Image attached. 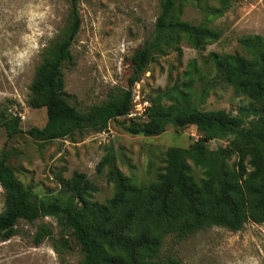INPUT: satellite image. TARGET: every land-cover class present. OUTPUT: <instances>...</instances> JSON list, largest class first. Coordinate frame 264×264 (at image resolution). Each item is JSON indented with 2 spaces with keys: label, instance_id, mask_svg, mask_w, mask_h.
Returning <instances> with one entry per match:
<instances>
[{
  "label": "trees",
  "instance_id": "obj_1",
  "mask_svg": "<svg viewBox=\"0 0 264 264\" xmlns=\"http://www.w3.org/2000/svg\"><path fill=\"white\" fill-rule=\"evenodd\" d=\"M79 2L69 0L70 23L61 38L45 49L30 88L32 99L47 109V123L26 134L50 143L87 132L101 133L111 121L124 118V129L132 135L155 137L168 127L194 126L200 137L188 148H168L164 166L148 183L124 175L115 152L109 149L97 165L99 173L107 171V181L113 186V195L104 203L93 200L98 188L78 172L69 180L60 179V197L41 198L18 178L3 150L0 186L5 207L0 213V242L17 235L20 221L33 224L50 217L71 232L82 251V264H181L161 257L166 237L181 240L213 227L238 232L249 221L264 224V38H241L246 55L210 54L214 81L208 82L196 61H191L179 82L149 97L146 119L138 121L126 118L134 108L133 88L154 59L178 50L183 40L202 49L217 41L220 33L183 21L180 0H160L154 31L132 57L126 89L82 110L68 100L63 75L82 25ZM198 80L203 82L201 103L222 81L252 104L240 108L237 115L225 109L202 110L195 92ZM1 125L9 138L24 133L17 116ZM231 137L234 141L229 147L216 151L208 147L213 140ZM50 236L51 230L43 224L34 243L40 245Z\"/></svg>",
  "mask_w": 264,
  "mask_h": 264
},
{
  "label": "rangeland",
  "instance_id": "obj_2",
  "mask_svg": "<svg viewBox=\"0 0 264 264\" xmlns=\"http://www.w3.org/2000/svg\"><path fill=\"white\" fill-rule=\"evenodd\" d=\"M181 2L183 21L212 28L220 38L202 49L183 40L178 50L157 56L136 83L138 88L134 86L141 101H149L156 90L179 82L193 60L208 82L216 80L210 54L246 55L241 38H264V0ZM79 11L82 25L73 39L72 60L64 65L63 75L70 103L88 110L126 89L132 57L154 31L160 0H80ZM69 23V0H0V154L8 152L9 164L18 178L41 198L60 197V179L69 180L78 172L86 174L98 188L93 200L104 203L113 195V186L107 181V171L99 173L97 165L109 149L115 152L124 175L137 183H148L164 166L168 148H188L200 135L194 126L168 127L155 137L132 135L124 129V118L111 121L101 133L87 132L73 139L40 143L27 135L31 128H43L48 120L46 107L31 97L36 69L45 49L61 38ZM202 85L199 80L195 85L202 110L225 109L237 115L240 108L252 104L222 81L201 103ZM16 116L24 133L9 138L1 123ZM233 141V137L213 140L208 147L216 151ZM4 207L0 186V213ZM43 224L51 230V236L36 245L34 235ZM18 231L0 242V264H82L80 246L54 218L33 224L20 221ZM161 257L174 258L181 264H264V224L249 221L238 232L213 227L181 240L168 236Z\"/></svg>",
  "mask_w": 264,
  "mask_h": 264
},
{
  "label": "built area",
  "instance_id": "obj_3",
  "mask_svg": "<svg viewBox=\"0 0 264 264\" xmlns=\"http://www.w3.org/2000/svg\"><path fill=\"white\" fill-rule=\"evenodd\" d=\"M137 88H138V84H136ZM133 93H134V99H133V105L134 108L133 110L126 116V118L128 119H133V120H144L146 119V116L144 114L146 107H148L150 104L147 100H143L141 101V97H140V92L139 91H135L133 88ZM137 93V95L135 94Z\"/></svg>",
  "mask_w": 264,
  "mask_h": 264
}]
</instances>
